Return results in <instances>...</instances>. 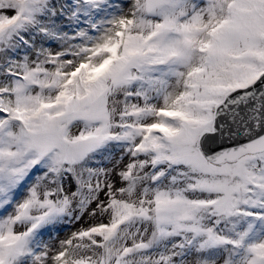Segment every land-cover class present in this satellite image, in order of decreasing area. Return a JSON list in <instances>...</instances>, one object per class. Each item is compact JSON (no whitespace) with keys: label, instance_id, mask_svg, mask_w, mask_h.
<instances>
[{"label":"snow or ice","instance_id":"snow-or-ice-1","mask_svg":"<svg viewBox=\"0 0 264 264\" xmlns=\"http://www.w3.org/2000/svg\"><path fill=\"white\" fill-rule=\"evenodd\" d=\"M0 264H264V0H0Z\"/></svg>","mask_w":264,"mask_h":264}]
</instances>
